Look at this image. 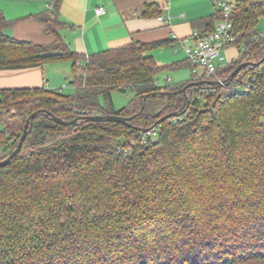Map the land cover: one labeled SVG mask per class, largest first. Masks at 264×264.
Returning a JSON list of instances; mask_svg holds the SVG:
<instances>
[{"label":"trees","instance_id":"1","mask_svg":"<svg viewBox=\"0 0 264 264\" xmlns=\"http://www.w3.org/2000/svg\"><path fill=\"white\" fill-rule=\"evenodd\" d=\"M61 2L39 17L49 44L8 35L0 10V70L70 61L76 88L0 90V162L38 113L21 152L0 166V244L10 252L0 264H264V0L236 3L231 47L240 53L218 70L228 85L192 74L166 87L156 81L165 67L150 52L172 40L87 57L61 36ZM148 7L145 15L162 13ZM222 19L217 8L195 28L213 33ZM242 63L250 65L232 78ZM183 66L193 68L188 58L169 67ZM121 88L135 98L116 109L112 94ZM96 115L125 116L130 126ZM154 126L158 137L142 145ZM94 209L93 218L77 216Z\"/></svg>","mask_w":264,"mask_h":264},{"label":"crops","instance_id":"2","mask_svg":"<svg viewBox=\"0 0 264 264\" xmlns=\"http://www.w3.org/2000/svg\"><path fill=\"white\" fill-rule=\"evenodd\" d=\"M52 1L0 0V10L11 22L5 32L17 39L35 43L53 42L54 37L46 33L45 24L39 18L49 13ZM230 1L237 3L240 0ZM152 4L157 5L160 12L171 16L169 24L160 22L155 15H145ZM100 7L105 9L102 15L96 12ZM216 10L211 0H62L58 16L66 23V27L60 31L64 41L73 50L89 56L133 41L152 43L172 40L169 47L177 48L176 52H179L183 47L175 36L182 38L192 35L196 31L195 24L215 16ZM219 23L217 20L216 27ZM157 49L150 52L154 58ZM239 53L236 47L225 49L223 55L226 59L221 67L237 59ZM157 63L159 65L160 62ZM71 72L70 61L27 69L0 70V90L42 86L51 88L54 76L59 79L58 85H64L67 80L70 82Z\"/></svg>","mask_w":264,"mask_h":264},{"label":"built area","instance_id":"3","mask_svg":"<svg viewBox=\"0 0 264 264\" xmlns=\"http://www.w3.org/2000/svg\"><path fill=\"white\" fill-rule=\"evenodd\" d=\"M211 1L223 14V19L220 21L217 29L213 33L205 35L200 34L196 30L190 36L182 38L175 36V39L183 47L187 58L191 61L193 65L192 73L196 79H215V81L223 83L224 80L218 75L221 65H218L217 61L223 62L226 59L223 51L234 45L237 41V36L233 33L234 22L232 20V13L237 4L230 0ZM96 12L98 15H102L105 13V9L104 7H100ZM157 18L164 24L171 22V16L168 13L162 12ZM261 38L264 40V33L261 34ZM175 49L176 51L178 50L177 48ZM244 51L243 48L241 53H244ZM171 81V78L166 79L167 83ZM240 86L244 90L249 91L252 89L253 84L242 79ZM158 135L159 129L157 126H154L141 133L140 142L142 145H147L151 140L157 138Z\"/></svg>","mask_w":264,"mask_h":264},{"label":"rangeland","instance_id":"4","mask_svg":"<svg viewBox=\"0 0 264 264\" xmlns=\"http://www.w3.org/2000/svg\"><path fill=\"white\" fill-rule=\"evenodd\" d=\"M258 27L262 33H264V18H261L259 20ZM155 59L157 62H160L159 65L165 67V70L161 71L159 74L156 75V81L157 83L164 87L166 85L168 86H176L178 84L187 82L192 78V69L189 66H183L180 68H170L169 66L182 61H185L187 59V54L184 49H180L179 52H176L175 48L169 47L167 45L166 47H160L154 52ZM218 65H223L225 62L217 61ZM171 78L172 81L167 83L166 79ZM59 79L54 76L52 87L53 89H61L62 92L66 94H73L76 90L74 85H69L68 80L64 85H58ZM57 84V85H56ZM113 97V103L116 109H121L123 107H126L130 105L132 100L135 98V91L132 88L127 89L126 91H120L115 90L112 94ZM1 128V126H0ZM96 209H94L91 213L80 211V214L77 215L78 217H95L97 215ZM10 254L8 249L2 248L0 244V263L5 259V257H8Z\"/></svg>","mask_w":264,"mask_h":264},{"label":"water","instance_id":"5","mask_svg":"<svg viewBox=\"0 0 264 264\" xmlns=\"http://www.w3.org/2000/svg\"><path fill=\"white\" fill-rule=\"evenodd\" d=\"M250 65V63H242L240 64L236 69L235 71L233 72L232 74V78L236 77L239 72L246 66ZM204 81H197V82H192L190 83L186 88L190 87V86H199L203 83ZM206 82V81H205ZM210 82V81H208ZM212 83V82H211ZM220 83V82H219ZM221 85H228L229 82L228 81H223V83H220ZM186 88L184 90H186ZM127 89L126 88H121L120 91H126ZM37 112H35L29 119V121L26 123V126H25V130L23 132V135L21 137V140L18 144V147L3 161L0 162V166H5L7 165L13 158H15L22 150L23 148V144L28 136V127H29V123L31 120H33L36 116H37ZM173 116H177L176 113L174 114H170V115H167L163 118V120H166L168 118H171ZM91 120H96V121H103V120H106V121H109V122H115V123H122V124H125V125H128L130 126V123H129V118L128 117H125V116H121V115H96V116H91L90 117ZM57 121L62 123V124H65V125H70L72 123H76V120L74 121H65L61 118H57ZM147 130V129H146ZM144 130V132L146 131Z\"/></svg>","mask_w":264,"mask_h":264}]
</instances>
